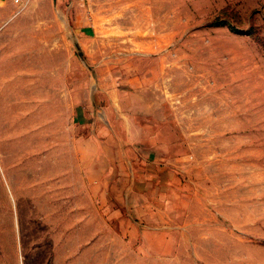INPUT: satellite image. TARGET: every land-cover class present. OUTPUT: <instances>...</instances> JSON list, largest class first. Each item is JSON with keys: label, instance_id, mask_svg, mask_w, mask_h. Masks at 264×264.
Listing matches in <instances>:
<instances>
[{"label": "rangeland", "instance_id": "rangeland-1", "mask_svg": "<svg viewBox=\"0 0 264 264\" xmlns=\"http://www.w3.org/2000/svg\"><path fill=\"white\" fill-rule=\"evenodd\" d=\"M0 0V264H264V0Z\"/></svg>", "mask_w": 264, "mask_h": 264}, {"label": "crops", "instance_id": "crops-1", "mask_svg": "<svg viewBox=\"0 0 264 264\" xmlns=\"http://www.w3.org/2000/svg\"><path fill=\"white\" fill-rule=\"evenodd\" d=\"M16 1V2H15ZM14 2L17 3L19 2V4L21 5H26V3L29 1V0H15Z\"/></svg>", "mask_w": 264, "mask_h": 264}]
</instances>
